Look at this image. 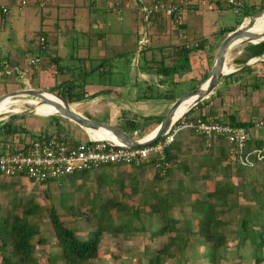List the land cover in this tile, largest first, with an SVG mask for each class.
Here are the masks:
<instances>
[{
    "label": "crops",
    "instance_id": "obj_1",
    "mask_svg": "<svg viewBox=\"0 0 264 264\" xmlns=\"http://www.w3.org/2000/svg\"><path fill=\"white\" fill-rule=\"evenodd\" d=\"M168 1H177L183 6V15L180 18L174 19L165 14L151 17L145 22L141 20L139 7L135 5V3L141 5V0H0V62L5 64H0V82L20 79V83L27 82L29 87H33L31 84L34 83V86L40 88L44 85L54 87L63 83L64 86H68L71 82L79 85L82 92L81 98L72 103L85 107L96 103L114 105L110 107L109 113H104L108 115L109 121L120 109L132 110L143 115L166 116L178 96L174 91L176 87L196 82L193 86L195 87L206 77L218 50V47L215 48L220 39L218 33L221 29L231 26L225 25L218 29L204 20L205 10L224 12L223 0ZM128 2L134 5L126 8L124 5ZM262 5L264 0H243L241 8L252 9ZM3 8L6 9L5 12ZM35 8H41V12L38 14ZM38 26L40 27L37 33L38 52L31 58L38 56L40 62L38 65H30L31 58L26 61L25 52L24 54L16 52L20 48L17 45H25L29 40L35 39L33 35ZM249 31L256 33L260 32L261 28L256 24ZM42 36L45 38L43 48L40 43ZM142 39L144 43L140 46ZM70 41L77 43L72 51L68 46ZM201 41L204 47L190 56V70L174 73L172 83H160L154 72L138 66L139 52L144 44L149 49L146 52L148 56L153 52H161L160 46L192 47ZM244 44H238L236 50L228 54L226 74L222 76L218 86L198 102L200 104L189 114L193 117L220 120H230L234 116L238 121L255 123L251 130L256 131V136L250 141L252 144L247 146L248 150L254 151L257 149V140L261 139L264 142V55L261 58L249 57L241 66L234 63V57L242 55ZM43 52L49 53L48 60L55 58V62L58 59L61 63L58 73L55 66L43 62ZM65 59L70 60L71 65L64 64ZM6 65H11L9 72L5 71ZM74 68L79 71L77 75L72 72ZM88 77L92 79L87 80ZM171 92L175 94L174 99L164 96ZM187 98L181 103L184 104ZM28 102L35 106L46 105L37 98H31ZM13 103L16 105L18 100L14 99ZM150 103H159L162 109L145 112L142 108L149 106ZM257 104L263 106L258 117ZM115 105L118 107L117 110ZM79 110L85 116L93 117L94 111L89 109L88 113H85L84 110L80 108ZM51 113L54 112L38 114ZM106 120L102 119L105 122ZM174 147L173 152L176 153L177 160L183 162L190 157V161L195 163L192 165H196L192 168L200 171L197 179L200 178L204 182L214 178L229 179L235 184L236 180L230 178L232 174L228 170L242 168L249 171L264 163L258 162L257 155L253 154L255 161L253 166H238L230 156L225 142L217 144L214 148H207L201 137L188 130L179 133ZM213 162L218 163V171L211 167ZM205 163L208 166H205ZM182 164L184 163L179 165ZM151 165L116 166L143 169ZM187 166L188 163L185 164V170H188ZM186 175L190 176L188 172ZM177 178L179 181L186 176ZM235 185L237 187V184Z\"/></svg>",
    "mask_w": 264,
    "mask_h": 264
},
{
    "label": "rangeland",
    "instance_id": "obj_2",
    "mask_svg": "<svg viewBox=\"0 0 264 264\" xmlns=\"http://www.w3.org/2000/svg\"><path fill=\"white\" fill-rule=\"evenodd\" d=\"M223 4L225 6L223 13H217L215 12L216 10L210 12L207 10L204 11L206 14L204 20L209 22L212 27L216 26L218 29H221L225 25H234L237 19L243 16L241 13L242 10L235 11L233 8H230L227 4V0H223ZM204 6L207 7L205 4ZM35 9H37L38 14L41 12V8ZM250 11L253 15L261 12L258 8H252ZM248 19L249 16L243 18L242 21L246 22ZM39 31L40 27L38 26L34 33L37 34ZM35 34L33 35L35 39L29 40L27 44L17 45L20 48H18L16 52L19 54L21 52L24 54L25 52L27 54L26 61L38 52L37 45L39 44V35L37 34L35 36ZM76 45L77 43L70 41L68 45L69 50L72 51ZM27 47L31 49H26ZM64 48L67 50L66 47ZM236 48L237 47L233 48L231 52L235 51ZM47 51L50 52L49 50ZM159 55L160 54H158V56ZM48 57H50L49 53L43 52V62L55 66L54 68H57L56 73H58L61 63L59 61L56 63L54 59L48 60ZM64 64L71 65V61L65 59ZM75 64L77 65L78 63L75 62ZM75 64L73 63V65ZM72 72L77 75L79 71L74 68ZM91 79V77L87 78V80ZM15 80L7 79L5 82H0V96L16 89L29 87L27 82L20 83V79ZM195 84L196 82L192 84L184 83L176 87L174 89L175 94L178 95L176 98L194 89L197 86L193 87ZM31 85L37 87L34 86V83ZM56 85H54V87L51 85H44L43 88L51 91L53 90V92L60 96L62 94L67 95L66 89L69 87H65L64 83L62 85ZM73 85L74 84L71 83L72 88L70 90L75 93L80 92L79 85ZM50 96L57 100L55 95L50 94ZM31 98L35 99V97L23 95L6 98L1 103L0 110L9 111L18 108L22 111L31 108L33 104L28 102ZM14 99L18 100L16 105L13 103ZM73 104L75 103H72V105ZM112 105L113 104L103 105L96 103L86 107L81 105L78 106L77 104L74 106L79 112H81L79 108L84 110L85 113H88L89 109V111H94L93 117L90 118L85 116L87 118L101 121L102 119H107L106 122L117 125L122 116V112L126 109L119 108L120 110L116 112L114 118L109 121L108 115L104 113H109ZM115 106L117 110L118 107L117 105ZM142 109L145 110V112H154L162 109V105H159V103H150L149 106L143 107ZM262 110L263 106L257 104V117L261 115ZM59 115V113L51 116L40 114L23 115L25 117L17 119L15 123L24 130L20 131L15 136H10L7 141L8 144H5L4 147L9 146L11 149H14L22 146L26 142L37 137L41 131L46 133L49 131L50 134L56 133L58 127L57 123L52 119V116ZM61 123L64 125L62 128L63 134L71 138L87 139V132L78 123L70 119H64ZM254 136H256V131L252 130V139ZM251 144L252 142L248 143V146ZM180 163L184 164L180 166ZM187 163L188 170H185L184 167ZM193 163L194 161H190V157L183 162H181L180 159H176L168 169V176L163 177L165 173L160 171L161 177L163 178L162 180L156 178V172H158V170H156L153 165L143 169H134V167L121 168L116 165H111L91 171L87 176L76 174L47 182H37L29 179L27 176L12 178L0 175V215H5L9 212L22 214L25 205H32L33 203L38 205V210L29 214L28 217L30 221L36 222L40 227L41 233L36 235L34 241L37 243L36 255L42 264H50V257L59 250L56 244V234L49 215L53 207L57 210L59 215L62 216L67 225L75 229L80 237L86 238L90 235L92 228L95 227L97 223V211L99 212L101 203L106 199H120L122 202L128 203V205H142L147 195L150 197L153 196L151 192L160 188L163 192L171 195L173 212L175 216L180 218V224H191V226L195 228L196 221L191 209V201L195 199L200 200L207 196L210 181L204 182L200 178L197 179L200 171H196L195 169L197 168H192ZM193 167H196V165ZM228 171L232 174L230 178L233 179V181L236 180L235 184H237L238 196L235 197H237L238 206L234 211H228L225 214L230 220V223L224 227L228 231L230 248L226 252L227 258H224L223 261L229 264H255L254 259L250 256L249 247L243 249L237 247V242L240 237L237 230L241 224L242 217L246 214L252 218L253 224L257 227H261V223L264 222L263 211L259 208V204L256 201V192H252L253 188L258 192L262 190L264 186V163L257 165L255 169H250L249 171L242 170V168L241 170L236 168L235 171L231 169ZM187 172L190 176L186 175ZM185 176L186 178H182L184 188L181 189L177 177L181 178ZM135 186L137 187V193L133 189ZM109 209L110 215L114 218L116 223L122 221V216L124 219L129 217L132 221L133 231L128 232V234L126 232H119L117 234L109 231L104 233L102 236L100 256L98 259L94 260V263L149 264L151 255L155 254L167 241V236L157 238L152 235L150 226L158 227L161 225V218L157 216H147L145 213L139 215L134 213L133 215L126 214V211L119 210L115 203H112ZM187 234L191 238L186 249L190 256L187 263L209 264L208 261L202 258V254L206 249L205 243L202 239L194 237L192 233L188 232ZM40 235L45 237V241H38ZM239 254L243 256L242 259H236L234 261L229 259ZM58 264H64L63 259H59Z\"/></svg>",
    "mask_w": 264,
    "mask_h": 264
},
{
    "label": "trees",
    "instance_id": "obj_3",
    "mask_svg": "<svg viewBox=\"0 0 264 264\" xmlns=\"http://www.w3.org/2000/svg\"><path fill=\"white\" fill-rule=\"evenodd\" d=\"M258 9L261 11L264 9V5L260 6ZM238 10H242L241 13L243 16L237 19L234 25L225 27L219 31L220 33H218V35L220 39L218 43H216V49L221 40L225 37V34L237 28V26L243 22V18L253 15L250 9L237 8L235 11ZM260 28L261 31H263L264 25H261ZM144 45L141 47V52H139L138 66L139 68L154 72L160 83H172V76L174 73L189 71L191 54L204 47L203 41L192 47L165 45L159 47L162 49L161 52H153L147 56L146 52H148L149 49ZM243 47L244 50L242 55L234 57L233 59V62L240 66L243 65L249 57L255 56L261 58L264 55V41L258 43H245ZM158 54L160 55L158 56ZM68 84L67 87L69 88L66 89L67 95L62 94L61 96L64 97L68 103L72 104V102L81 98L82 92H73L70 90L72 88L71 82ZM164 96H168L170 99L175 98L173 92L168 95L165 94ZM57 100L63 102L59 96ZM192 111L194 110L192 109ZM22 117H14L7 121L0 122V149H3L4 145L8 144L7 141L10 136H15L20 131L24 130L15 123L17 119ZM187 117H190L189 113ZM164 118L165 116L161 117L156 114L143 115L137 112L124 110L117 126L121 131L138 140L144 138L154 129L158 128L162 124ZM52 119L57 123L58 131L52 134H50L49 131H47L48 133L41 131L37 137L56 135L58 137L71 138L62 133L64 125L61 121L69 119L61 115L52 116ZM230 120V122L237 126L242 125L251 128L256 125L252 122L238 121L234 116H232ZM174 144L175 142L170 144L166 150V157L171 163L177 159L176 153L173 152L175 148ZM256 146L262 149L264 146L263 140H257ZM206 164L207 163H205V166H208ZM217 164V162L211 164V167L216 171H218ZM107 166L111 165L102 167ZM160 171L161 170H158V172H156V178L162 180L163 178L161 177ZM168 173L169 171H167L163 177L168 176ZM76 174L87 176L89 172L82 171L72 175ZM0 175H2L1 172ZM209 178L211 177H208V179ZM179 182L181 189H183V179L179 180ZM133 189L136 193L138 192L136 186L133 187ZM252 192H256V201L264 214V186L262 190L258 192L253 188ZM151 194H153V196L150 197L147 195L142 205L136 206L128 205V203H124L120 199H106L101 203L99 212L97 211V223L95 227L92 228L90 235L86 238L80 237L75 229L64 222L57 210L54 207L51 208L49 215L56 234V244L59 250L50 257V264H58L59 259H63L64 264H95L94 260L98 259L100 256L102 236L104 233L109 231L117 234L119 232H126L128 234V232L133 231L132 221L129 217L124 219L122 216V221L120 223L115 222L109 212V207L112 203H115L119 210H125L126 214L133 215L134 213L139 215L145 213L147 216H157L161 218V225L158 227L150 226L152 235L157 238L167 236V241L155 254L151 255L149 264H188L187 262L190 256L186 249L191 239L187 234L188 232L192 233L194 237L202 239L205 243L206 249L202 254V258L208 261L209 264H229L223 261L224 258H227L226 252L230 248L228 231L224 227L230 223L229 218H227L225 214L228 211H234L238 206L237 197H235L238 196L235 184L229 181V179H210L207 196L200 200L195 199L191 201V209L196 221L195 228H193L191 224H180V218L175 216L173 212V201L170 194L163 192L160 188L152 191ZM36 210H38V205L33 203L32 205H25L22 214L9 212L5 215H0V264H42L36 255L37 243L34 241L36 235L41 233L40 227L36 222L30 221L28 217L29 214L34 213ZM237 232L240 236L237 247L239 249L249 247L250 256L254 259L255 264H264V222L261 223V227H257L253 224L252 218L246 214L242 217ZM38 241H45V237L40 235ZM242 257L243 256L239 254L229 259L234 261L236 259H242Z\"/></svg>",
    "mask_w": 264,
    "mask_h": 264
},
{
    "label": "built area",
    "instance_id": "obj_4",
    "mask_svg": "<svg viewBox=\"0 0 264 264\" xmlns=\"http://www.w3.org/2000/svg\"><path fill=\"white\" fill-rule=\"evenodd\" d=\"M227 4L237 10L243 6V0H227ZM133 5L128 2L124 6L128 8ZM135 5L139 7L141 20L145 22L157 15L167 14L174 19L183 15V6L177 1L141 0V5L137 3ZM3 11L6 9L3 8ZM144 39L140 41V46ZM40 43L43 48L45 44L43 36L40 37ZM39 62L38 56L29 60L30 65H38ZM10 66H5L6 72L10 71ZM187 115L180 118L163 138L141 147H124L115 139H94L89 134L86 140L56 135L35 137L15 149L9 146L0 149V172L5 177L27 176L37 182H47L82 171L91 172L105 165L152 164L166 174L172 164L166 157V150L176 141L182 130L193 131L204 140L207 148H214L217 144L225 142L230 156L238 166H253L255 164L253 154L257 155L258 162H264L263 149L257 148L254 151L247 149L248 143L252 140V128L234 125L230 120Z\"/></svg>",
    "mask_w": 264,
    "mask_h": 264
},
{
    "label": "water",
    "instance_id": "obj_5",
    "mask_svg": "<svg viewBox=\"0 0 264 264\" xmlns=\"http://www.w3.org/2000/svg\"><path fill=\"white\" fill-rule=\"evenodd\" d=\"M263 14L264 9L261 10V12L258 14L251 15L247 22L243 21L237 26V28L227 33V35L223 38L218 46V50L214 55V59L206 77L202 79L199 85H197L194 89L176 98L173 101V104L170 107L169 111L167 112V115L163 119L162 124L158 128L154 129L150 134L138 140L121 131V129H119L116 124L101 120H92L85 117L84 114L71 107V104L68 103L64 97L56 94L51 90H46L40 87H25L2 94L0 96V100L6 96L16 97L23 95L32 96L41 101H47L49 99L45 97L44 92L48 91L50 93H53L57 97L59 96V98L65 103V105L61 103L53 104L57 109H59V114L81 125L83 129H85L87 134L90 135L89 130L105 128L106 130L111 131L116 136L117 141L120 142L124 147L146 146L148 144L155 143L159 139L163 138L167 134V132L170 131L178 123V120L180 118L190 113L192 109L200 104L198 102L207 97L218 86L220 79L227 72L226 60L228 54L233 48L238 46V44L241 45L243 43H258L260 41H264V30L256 33L249 31V29L255 23V18L260 17ZM190 96H195L192 102L194 104H192L182 116L177 117V111L182 104L181 102L185 98ZM26 114H38L36 106L33 105L31 108L22 111H10L6 116L0 115V122L14 117H22Z\"/></svg>",
    "mask_w": 264,
    "mask_h": 264
},
{
    "label": "bare ground",
    "instance_id": "obj_6",
    "mask_svg": "<svg viewBox=\"0 0 264 264\" xmlns=\"http://www.w3.org/2000/svg\"><path fill=\"white\" fill-rule=\"evenodd\" d=\"M263 18H264V14L262 16H260V17H256L255 18V23L253 25H256V24H257V26L264 25V19ZM227 70L228 69L226 68V71ZM50 94H52V93H50L48 91L44 92L45 97L47 99H49V100H47V101H43L42 100V102L45 103L46 105H38V106H36V109H37L38 113L54 112V113L49 114V116L50 115H56V114L59 113V109H57L53 104L61 103V104L65 105L64 102H58L56 99L51 97ZM6 98H9V96H6V97L2 98L0 100V105ZM10 98H13V97H10ZM194 98H195V96H190V97L187 98L186 102L179 107V109L177 111V117L182 116L190 108V106L192 104H194V103H192ZM74 105L75 104H73V105L71 104V107L76 109ZM10 111H12V112L13 111H20V109H13V110H9V111H3V112L0 113V115L6 116ZM89 132H90L91 137L94 138V139L95 138H98V139L99 138H111V139L117 140L116 136L111 131L106 130L105 128L89 130Z\"/></svg>",
    "mask_w": 264,
    "mask_h": 264
}]
</instances>
